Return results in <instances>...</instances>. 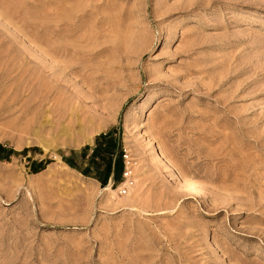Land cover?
I'll list each match as a JSON object with an SVG mask.
<instances>
[{
    "label": "rangeland",
    "instance_id": "1",
    "mask_svg": "<svg viewBox=\"0 0 264 264\" xmlns=\"http://www.w3.org/2000/svg\"><path fill=\"white\" fill-rule=\"evenodd\" d=\"M0 144V264H264V0H0Z\"/></svg>",
    "mask_w": 264,
    "mask_h": 264
},
{
    "label": "trees",
    "instance_id": "2",
    "mask_svg": "<svg viewBox=\"0 0 264 264\" xmlns=\"http://www.w3.org/2000/svg\"><path fill=\"white\" fill-rule=\"evenodd\" d=\"M118 146L119 145L116 143L115 147L118 148ZM10 152H12V150H10V149L6 148L4 145L0 144V159L1 158H7L8 155L10 154ZM91 155H92V157H95L97 155V150L94 149ZM119 162H120V160H118V159L113 160L112 163L109 162L110 163V166H109L110 168H109V171H108V174H107V178L109 176H111V175H113V176L116 175V172L119 169Z\"/></svg>",
    "mask_w": 264,
    "mask_h": 264
},
{
    "label": "bare ground",
    "instance_id": "3",
    "mask_svg": "<svg viewBox=\"0 0 264 264\" xmlns=\"http://www.w3.org/2000/svg\"><path fill=\"white\" fill-rule=\"evenodd\" d=\"M177 175H178V174H177ZM178 177H179V176H178ZM182 180L184 181V178H183ZM183 181H181V182H183ZM179 182H180V181H179ZM185 182H186V181H185ZM185 182H184V183H185ZM186 183H187V182H186ZM188 183H189V182H188ZM188 183H187V184H188ZM189 184H190V183H189ZM192 184H193V183H191V186H193ZM192 189H193V188H192ZM190 190H191V189H190ZM194 190H195V188H194Z\"/></svg>",
    "mask_w": 264,
    "mask_h": 264
}]
</instances>
